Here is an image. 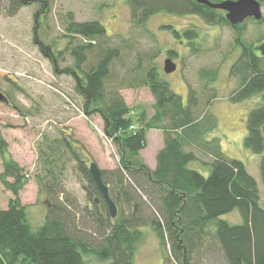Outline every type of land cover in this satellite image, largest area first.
<instances>
[{
    "label": "trees",
    "instance_id": "1",
    "mask_svg": "<svg viewBox=\"0 0 264 264\" xmlns=\"http://www.w3.org/2000/svg\"><path fill=\"white\" fill-rule=\"evenodd\" d=\"M211 3L223 0H208ZM260 1L261 4L264 0ZM2 9L14 16L25 6L37 4L35 14H46L49 0H1ZM129 8L131 26L148 33L146 24L155 14L201 18L209 25H228L224 13L213 10L196 0H125ZM263 15V14H262ZM264 23L251 18L235 27L236 43L241 47L237 60L231 65L230 73L238 81V88L231 92L229 101L240 103L260 95L264 97V42L261 45L246 44L241 40V31L246 22ZM170 32L178 44L192 49L198 31L190 28L178 30L170 24L160 26ZM66 36L81 37L85 41L69 44L63 51L73 58L72 67H59L63 51L56 54L38 36L34 43L38 50L53 65L56 75L65 74L74 80V92L82 99L83 115L96 113L104 125V135L117 149V169L108 172L112 179H101L109 189V197L116 205L134 209L130 218L142 221L155 231L164 246L169 245L167 260L176 264H192L202 249L210 252L216 264H264V207L261 204L258 184L246 171L243 162L229 158L221 150L217 138L208 139L216 129L218 120L210 110L215 94L207 101H201L190 92L186 104L175 94L168 83L160 78V70L154 65L157 55L144 56L145 66L138 72L131 70L127 85L129 88L147 87L154 99V115H136L124 103L122 96L111 88L107 90L110 67L119 57L120 50L112 47L101 49L96 64L88 71L83 69L88 53L105 42L106 29L96 20L76 22L71 14L65 27ZM108 37V36H107ZM264 36L259 39L261 41ZM177 51L167 50L170 58ZM140 64V62H139ZM78 73H81L79 76ZM201 89L213 90L210 84L216 79V72L209 69L200 72ZM9 98V97H7ZM10 100V99H9ZM11 108H18L8 103ZM7 105V106H8ZM200 117V118H199ZM247 134L244 147L253 154L264 152V103L248 113ZM133 128V130H131ZM156 130L162 133L163 146L155 158L156 167L150 169L140 152L147 148V133ZM69 135H62L40 149L43 160L42 175L36 176L40 192H45L47 207L45 222L32 229L28 223L26 207L20 202V192L27 184L22 166L14 161L8 151V143L0 131V183L12 195L6 209L0 207V264H84L83 255L92 252L104 264H133L135 244L141 237L138 230H129L128 220H111L107 205L89 175L88 163L83 148ZM195 150L203 153L209 161H201ZM75 165V170L87 181L88 197L98 195L104 204V211L92 214V221L98 228L103 242L97 251L91 250L78 233L74 202L64 201L60 175L63 174L65 155ZM192 163L204 164L208 175L191 168ZM260 179L264 192V156L259 163ZM148 211V216L145 210ZM238 212L241 222L230 224L221 219L233 211ZM193 256V257H192ZM170 257V259H169Z\"/></svg>",
    "mask_w": 264,
    "mask_h": 264
},
{
    "label": "rangeland",
    "instance_id": "2",
    "mask_svg": "<svg viewBox=\"0 0 264 264\" xmlns=\"http://www.w3.org/2000/svg\"><path fill=\"white\" fill-rule=\"evenodd\" d=\"M3 3L0 0V90L18 109L0 102V131L10 142L12 159L24 168L27 184L20 192V202L26 207L28 223L33 230L44 225L47 207L46 194L39 191L35 179L37 175L43 174L40 149H45L53 139L69 135L68 138L71 136L77 140L84 149L83 154L88 165L94 162L100 170L106 172V180L112 179L108 172L117 169L120 158L117 149L104 135V125L99 115H83V102L74 92L73 78L65 74H54L53 65L40 53L33 41L38 36L43 43L51 45L55 54L63 51L70 43H84L81 37L66 36L65 27L69 14L76 22L98 21L106 29L108 36L104 37L105 42L101 40L100 46L96 43L91 53H88L83 65L85 71L96 64L102 48L114 47L120 50L119 57L113 60L109 70L107 90L116 89L131 109L134 120L142 112L146 113L147 118L155 113L151 91L147 87L129 88L127 85L132 76L131 70L139 72L145 66L143 59L147 54H157L153 59L154 65L160 70V78L168 83L175 94L181 96L184 104L188 101L189 93L194 92L199 103L201 101L202 111L203 101H207L210 94L214 93L215 100L210 104V110L218 120V125L208 135V139L217 138L222 152L229 158L244 163L246 171L258 184L261 204L264 207L263 184L259 172V163L264 152L253 154L244 147L243 141L247 134L246 117L264 103V97L256 95L240 103H233L228 99L231 92L239 86L237 79L230 73L231 65L239 57L241 48L236 43L235 27L228 23L209 25L197 16L182 17L159 13L153 15L146 24L147 33L131 26L125 0H49L46 14H38L36 18L35 14L39 9L37 4L25 6L14 16H9L2 9ZM261 12L264 15V3L261 4ZM164 24H170L180 31L186 28L197 30L199 37L194 42L197 51L192 52L191 48L178 44L169 31L161 29L160 26ZM240 34L244 43L259 46L264 42V39L259 41L264 36V23L246 22ZM167 50L177 51L176 57L172 58L177 70L165 75L163 63L169 57ZM63 54L58 62L59 67H72L73 58L68 53ZM205 69L216 72V79L210 84L216 91L201 89L202 79L199 74ZM78 74L81 76V73ZM147 134L148 146L140 155L150 168L153 167L156 154L163 144L159 130H149ZM195 153L201 161H209L203 153L197 150ZM63 161L65 168L60 175V185L64 195L60 199L74 202L75 223L81 240L91 250L97 251L103 237L91 217L95 210L105 213L104 204L98 195L88 197L87 181L74 169L75 165L68 159L67 154ZM190 167L208 175L204 164L192 163ZM11 198L12 195L0 183V207L6 209ZM94 199L98 200L97 204ZM143 209L148 216L147 209ZM117 210L114 218L116 221L127 219L129 230L141 232L133 251V264H176L170 257V260L166 258L170 254L169 245L164 246L148 224L130 218L131 215L134 216V209L120 205ZM221 219L230 224L241 222L237 210ZM212 258L215 257L202 249V253L195 255L192 264H216V259ZM83 261L84 264H104L92 252L84 254Z\"/></svg>",
    "mask_w": 264,
    "mask_h": 264
},
{
    "label": "water",
    "instance_id": "3",
    "mask_svg": "<svg viewBox=\"0 0 264 264\" xmlns=\"http://www.w3.org/2000/svg\"><path fill=\"white\" fill-rule=\"evenodd\" d=\"M198 4L207 5L213 10H220L225 13L224 18L228 24L233 27L239 26L245 20L251 18L254 21H260L262 15L261 3L257 0H223L221 2L211 3L208 0H196ZM176 65L172 58L167 57L163 63L164 74H172L176 72ZM0 102L8 104L9 100L0 90ZM262 136L264 137V125L261 127ZM89 175L95 183L96 189L99 190L100 197L105 201L110 218L117 216V208L113 200L109 197V189L101 179L100 169L94 162L89 163L87 167ZM98 200L94 199L97 204Z\"/></svg>",
    "mask_w": 264,
    "mask_h": 264
},
{
    "label": "crops",
    "instance_id": "4",
    "mask_svg": "<svg viewBox=\"0 0 264 264\" xmlns=\"http://www.w3.org/2000/svg\"><path fill=\"white\" fill-rule=\"evenodd\" d=\"M147 136H148V134H147ZM161 136V135H160ZM4 138V137H3ZM5 139V138H4ZM6 140V139H5ZM7 141V143H8V151H9V154L12 156V151H10V142L8 141V140H6ZM147 144H148V137H147ZM161 147V146H160ZM14 160V159H13ZM156 165V161H155V163H154V165H153V167H150V168H152V169H155V166ZM1 209H2V207H1Z\"/></svg>",
    "mask_w": 264,
    "mask_h": 264
},
{
    "label": "built area",
    "instance_id": "5",
    "mask_svg": "<svg viewBox=\"0 0 264 264\" xmlns=\"http://www.w3.org/2000/svg\"><path fill=\"white\" fill-rule=\"evenodd\" d=\"M133 128H131V130H132Z\"/></svg>",
    "mask_w": 264,
    "mask_h": 264
},
{
    "label": "flooded vegetation",
    "instance_id": "6",
    "mask_svg": "<svg viewBox=\"0 0 264 264\" xmlns=\"http://www.w3.org/2000/svg\"><path fill=\"white\" fill-rule=\"evenodd\" d=\"M10 102V101H9Z\"/></svg>",
    "mask_w": 264,
    "mask_h": 264
}]
</instances>
